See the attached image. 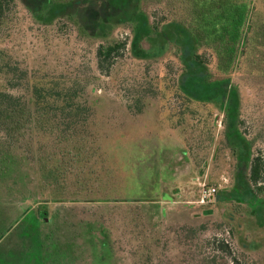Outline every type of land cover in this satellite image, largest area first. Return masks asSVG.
<instances>
[{"label": "rangeland", "instance_id": "obj_1", "mask_svg": "<svg viewBox=\"0 0 264 264\" xmlns=\"http://www.w3.org/2000/svg\"><path fill=\"white\" fill-rule=\"evenodd\" d=\"M70 1L15 0L0 23V92L30 110L39 100V110H58L54 122L61 123L57 133L49 125L13 138L0 131V152L9 147L12 155L0 164V224L13 223L0 240V264H37L38 237L55 231L64 216L78 234L83 220L101 221L114 241V264L118 256L125 264H233L232 257L239 264H264V0L254 5L250 59L230 71L218 59L225 53L212 42L222 35L219 27L196 21L199 12L191 0H113L130 18L114 24L104 20L108 11L101 13L103 5L110 8L109 0H83L73 7ZM197 1L200 8L207 6ZM242 1L250 4H231ZM213 19L208 22H222ZM115 41L127 48L110 73L102 74L97 48ZM192 77L201 78L203 87L194 84L200 97L216 94L204 87L218 82L229 80V89L225 97L217 89L216 95L197 99L184 91ZM229 105L235 109L232 133ZM78 106L88 109L79 113V125H64ZM68 129L86 138L84 147L75 138L64 142L70 147L65 155L57 154L53 141L64 139ZM78 147L82 156L73 161ZM256 156L263 162L259 191L249 180ZM52 168L59 172L57 182L71 185L57 197L42 185ZM82 175L108 201L58 202L63 196L82 200L79 192L73 194ZM206 187L217 193L201 204ZM184 205L206 206L211 214L186 212ZM40 211L48 212L45 221ZM130 220L140 227L126 236ZM138 232L146 233L136 245L131 237ZM222 241L226 253L217 250ZM83 243L77 241V250L88 249Z\"/></svg>", "mask_w": 264, "mask_h": 264}, {"label": "trees", "instance_id": "obj_2", "mask_svg": "<svg viewBox=\"0 0 264 264\" xmlns=\"http://www.w3.org/2000/svg\"><path fill=\"white\" fill-rule=\"evenodd\" d=\"M205 1V4L208 6H204V8H200V2L197 0H191L193 8L197 9L199 12V16L197 17L196 21L202 20L204 21V25L207 26L209 29L210 27L218 26L220 29V38L214 39L212 42H218L217 45H219L220 51L225 53V56H218V59L226 65L227 70H233L232 68L236 67L239 63V60L247 61L249 60V54L246 52V47H248V40L249 35L255 34V25L251 22V19L253 16V10L255 9L257 0H249V5L246 2H243L244 4L234 6L231 4V0H203ZM71 0L68 5L72 7L75 4L77 6L80 3H83V0ZM254 2V3H253ZM15 0H0V23H2L7 15L11 11V7L14 5ZM92 4V2H90ZM108 5H110V8L107 7V4L103 5L101 7V13L107 14V11L109 12V16L104 19L107 23L114 24L118 22H125L128 21L130 18H126L124 16L125 9L120 4L114 2L113 0H109ZM255 5V6H254ZM207 8V9H205ZM214 18L219 20L222 19V22H219L217 24H212L208 22V19ZM93 19V18H92ZM213 19V20H214ZM211 20V21H213ZM145 25V24H144ZM146 26V25H145ZM180 27V26H178ZM140 29V28H138ZM253 39V38H252ZM251 39V40H252ZM256 44L252 43V46ZM259 45V44H257ZM127 48V44L123 41H115V42H107L105 44H100L96 51V58H97V68L98 70L103 73H110L112 67L114 66L115 61L123 56V53L125 52ZM192 49V47H191ZM195 60L197 63L202 65V58L199 55H194ZM201 60V61H200ZM194 84L202 86L201 84V78H190L186 84L184 85V91L192 97L195 98H209L217 94L218 90H222V95L225 97L228 89H229V80L218 82L213 84L210 87H204L205 90H212L213 92H216V94H204L202 97L198 96L199 93H201V90L194 89ZM203 87V86H202ZM218 89V90H217ZM203 91V90H202ZM38 91H35V95H37ZM206 92V91H203ZM38 99V98H37ZM35 110L28 109L25 103H22L20 99L16 98L15 96L11 94H6L0 92V131L6 132L4 133L7 138H13L14 135H18V133H23L27 131H33L38 130L39 128L42 129L43 127H47L48 125L51 127H54V130L56 133L60 129L58 127V124H61L60 122L56 123L54 122L57 111L53 110L52 108L46 106V108H43L41 111V107H43L40 104L39 100H35ZM225 102L223 101L222 104ZM66 107H73L70 104H66ZM229 108H231V112L229 116L227 117L228 120V130H230V133H232V122L235 119V109L229 105ZM78 113L75 115H66V119H69L68 121L63 122L64 125H69L72 127L78 126L80 123V120H77V118L80 116V114L85 111L86 115L88 109L81 108L78 106L77 108ZM46 110H50L47 112ZM65 113V110H63ZM80 113V114H79ZM65 115V114H62ZM57 124V125H56ZM69 128V129H71ZM236 129V127H234ZM66 132V136L64 139L59 138L56 136L54 139V147L58 153L64 154L66 149L70 148L64 142L72 139H77L79 143H81L82 147H84V142L86 141V138L83 136H80L79 133L74 132ZM53 133V132H51ZM64 145V146H63ZM82 147H78V152H75L72 154V152L69 153V155H73V158L71 160L77 161L82 156ZM8 151L3 154V152H0V164H3L5 162L9 163L11 161L10 156V148L8 147ZM3 154V155H1ZM60 155V154H59ZM2 158V159H1ZM262 160L260 156L254 157L250 162V168H249V180L252 182V184L257 188V190H261L262 187L258 186L260 179H261V173H262ZM57 171V168H52L50 170H47L42 178L43 180L47 182H42V185L45 186V188L51 189L54 193L50 194L52 196H61V190L67 191L71 188V185L68 183L64 185L63 182H57L59 180V172ZM82 182H76L78 186L76 187V191L73 190V194L76 192H79L78 197H82V200H78V198H73L66 200L65 197L61 198L58 202L62 201H69L72 203H77L76 201H95L96 197L98 202H105L108 200H103V196L99 198L100 196L98 192L99 188L94 190L91 187L90 182H85V175H82ZM65 192V193H66ZM259 193V192H257ZM86 197V198H85ZM90 197L91 200H88ZM70 198V197H68ZM96 199V200H97ZM173 201L174 199H170ZM169 199L167 201H170ZM117 203L120 201H116ZM154 208H160L158 204H153ZM138 206V205H137ZM206 206H188L184 205L181 207V209L185 210L187 212L188 210H198L200 209L201 215L208 216L211 214V210H207L204 208ZM24 214V213H23ZM22 214V215H23ZM166 212L165 210H161V216L165 217ZM55 216H59L58 213L55 214ZM136 216H139V213H136ZM39 217L42 218L44 221L48 217L47 211H40ZM1 220V219H0ZM50 220V219H49ZM151 220V219H150ZM149 220V221H150ZM92 220H83V232L81 234H78L77 232L73 231V228H70V221L67 219V216H64L62 218V223L56 224L58 227L55 231L49 230L44 235L41 233V236L38 237L37 243H38V250H37V264H114L116 256L113 251V244L114 241L111 238V233L108 230L106 226L103 225L101 221H97L96 223L91 222ZM147 223V222H146ZM151 225H150V224ZM147 225H150L151 227L155 228V224L153 222H149ZM13 224V223H12ZM12 224L9 226L7 225H1L0 224V240H2L6 234L9 232V230L12 227ZM85 226V227H84ZM129 226V228H128ZM125 227L124 234L127 236L128 234L133 235V233H137V230L140 227V223L133 226V220H130L129 225ZM139 236L137 235L136 238L131 237V243L135 242L137 245L140 244L139 240L142 239L146 232L142 233ZM129 235V236H130ZM75 240H74V239ZM80 240H82L84 245L88 246V249L77 250L76 243H80ZM142 243H150V239L148 242H145L143 240ZM218 244V243H217ZM140 252L143 256H146L148 251H146V245L141 244L140 245ZM228 245L225 244L223 241L220 242L217 245V250L224 251L225 253L229 251ZM230 253V252H229ZM231 255V254H229ZM233 264H239L238 260L234 257ZM117 264H125L122 263V257L118 256V262Z\"/></svg>", "mask_w": 264, "mask_h": 264}, {"label": "built area", "instance_id": "obj_3", "mask_svg": "<svg viewBox=\"0 0 264 264\" xmlns=\"http://www.w3.org/2000/svg\"><path fill=\"white\" fill-rule=\"evenodd\" d=\"M217 190L214 187L203 188L200 194V203L207 204L216 196Z\"/></svg>", "mask_w": 264, "mask_h": 264}]
</instances>
